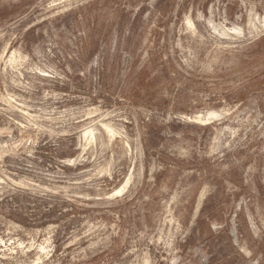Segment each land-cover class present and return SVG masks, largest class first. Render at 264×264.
Listing matches in <instances>:
<instances>
[{
    "label": "rangeland",
    "instance_id": "374dc122",
    "mask_svg": "<svg viewBox=\"0 0 264 264\" xmlns=\"http://www.w3.org/2000/svg\"><path fill=\"white\" fill-rule=\"evenodd\" d=\"M0 264H264V0H0Z\"/></svg>",
    "mask_w": 264,
    "mask_h": 264
}]
</instances>
